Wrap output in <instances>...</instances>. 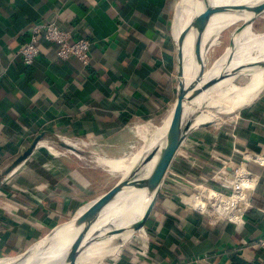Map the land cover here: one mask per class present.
<instances>
[{
    "label": "crops",
    "instance_id": "1",
    "mask_svg": "<svg viewBox=\"0 0 264 264\" xmlns=\"http://www.w3.org/2000/svg\"><path fill=\"white\" fill-rule=\"evenodd\" d=\"M261 2L222 0L212 26L217 29L212 44L228 26L237 24L240 29H233L227 46L203 70L225 74L215 83L225 82L227 73L246 77L242 83H253L260 76L264 67L249 60H264V31L251 28L264 11H254ZM185 9V0H0V177L5 184L0 185V263L48 264L43 261L68 258L83 237L85 224L110 199L100 197L112 191L83 204L88 190L82 175L68 170L65 158L49 150L52 140L46 136H79L93 144H108L133 119L145 117L151 105L162 104L160 94L170 81L169 34L176 39L171 25L179 28ZM36 22L54 23L73 37L88 39V64L56 58V45L42 38L34 62L22 64L17 52ZM255 95L241 99L233 121L214 137L186 139L187 155L175 153L143 227L135 230L147 208L148 192L139 199L122 240L117 239L116 247L112 243L117 235L107 240V250L113 251L103 264H191L190 256H205L216 264H264L256 245L264 234V86ZM176 98L177 92L172 103ZM125 112L133 117L121 125L118 115ZM36 136L47 139L39 140L23 162L3 173ZM56 139L66 143V138ZM209 152L247 162L256 178L249 202L235 208L237 223L211 207L199 208L203 202H213L205 192L213 186L206 180L212 171L206 164ZM226 167L235 168L245 185L250 182L239 167L232 163ZM184 177H193L197 185ZM11 184V190L6 189ZM246 193L240 189L236 198ZM220 200L225 203L214 206L224 215L230 203Z\"/></svg>",
    "mask_w": 264,
    "mask_h": 264
},
{
    "label": "rangeland",
    "instance_id": "2",
    "mask_svg": "<svg viewBox=\"0 0 264 264\" xmlns=\"http://www.w3.org/2000/svg\"><path fill=\"white\" fill-rule=\"evenodd\" d=\"M195 2L196 1L194 0L193 5ZM185 14H186V10L184 11V15L182 13L180 14L181 21L179 28L178 26L176 27L175 42L172 40L171 34H169L170 44H171L170 46L171 50L169 51L170 52L169 77H170V88L173 89V94L170 100H165L162 102V104L157 103L151 105V110L148 111V113L144 118L142 117L143 119L135 118L131 122H129L126 125V127L120 131L121 135H119L118 138L115 139V141H113L116 143L109 142L108 144L107 143L93 144V142L81 138L79 136L67 137V136H62L61 134L46 136L47 138L52 140V141L48 140L47 143V145L50 147L49 150H52L53 152H57L62 155L61 157L65 158L63 163L68 168V170L74 169L76 172L82 175V180L84 181L85 184V190H88L83 195L85 196V201L83 202V204L92 201L98 198L99 196H101L102 194L112 190L113 188L117 187L122 181L126 182L130 180L132 177L130 176L131 175L130 173L133 171V169L137 167L136 165L137 158H140L141 156H144L146 154L150 156L153 145L155 143H158V141L163 135L166 126H168L170 119L166 115L168 114L170 108L176 107V101L179 100L182 92V80L180 78V74H177L178 66L176 65V61H175V46L181 35H183L184 26L185 24H187V19L184 18ZM172 15L173 13L171 12V19H172ZM177 19H178V15H177ZM236 26L237 24H234L224 29L220 33L218 41L215 45L214 43L212 44V40L213 38L215 39V36H217L216 33L217 29L215 27H212L209 30V32L207 33V37L205 39V41L208 42L207 43L204 42L203 44V58H204L203 70L207 69L209 65L212 63V61H214L216 57L222 52L223 48L227 46L230 33L233 31V29ZM251 28L255 32L264 31V11L262 12L261 16L253 20ZM169 33H170V29H169ZM200 34H201L200 31H197V33H195L193 37L198 39ZM205 49H206V53L204 52ZM200 57L202 58V55H200ZM251 62L259 63L261 68L263 67L264 64V60L257 58L250 59L249 63ZM221 73L225 75L221 71L214 74H210V73L204 74L202 72V76L200 77L201 83L199 85V91L202 92L203 89L207 87V86H201L202 82L206 81L209 78H212V76L215 77ZM226 75L230 76L229 73H227ZM245 79L246 77L238 78L236 76H233L231 77L230 80H228L227 84L233 86H245L250 84L249 82L242 83ZM176 92H177V98L174 101V103H172L176 95ZM224 99L226 98L223 96H219V101L214 102L208 106L202 120V122L203 121L206 122L200 125L196 124L197 126L195 125L191 131L186 133L182 145L184 146L188 145L186 142V139H188V137H195L200 139L206 138L208 136L214 137L221 128L228 126L233 121L234 115L237 114V110L235 111L234 107H236L238 102H241L242 98L236 97L235 98L237 99L235 100L236 102L224 101ZM220 100H223L224 102ZM165 116L166 118H164ZM146 121H150V122L135 129L137 125H141ZM145 131L151 132L150 134H148L149 135L148 137H144L143 133ZM56 137L66 138V140H64L65 142L69 143L71 146H77L79 147V149L69 150L64 148L61 142H59L56 139ZM47 138L42 137L39 138V140H45ZM72 140H77L79 143L72 144L70 142ZM82 145H86L87 147L83 148ZM183 150H184L183 148H180L176 153V157L178 155L182 156L181 153ZM108 160L109 162L112 163L111 165L114 166H111L109 163H106L108 162ZM117 165L119 167H117ZM1 178L2 177H0V185H5L4 183L1 182L2 181ZM132 178H134V176ZM11 186H13V184H11L10 187L6 189L11 190ZM120 186L112 190V192L100 197V199H105L106 197L111 198L119 190ZM138 204H139V200L135 201V207H137ZM125 213H126L125 211L122 212L116 219H114L109 225H107L104 228L102 235L100 237L99 247L95 249L93 253L94 261H96L97 258L100 259L101 257H103L102 255H104V253L107 252L105 255L107 256L109 255L110 252L113 251V250H109V251L107 250L105 252V250L107 249V240L110 237L115 236L117 234V238L112 243V246L114 247H116L115 243H117V239L122 240V237L120 236L121 234L120 229L122 227V219H125L124 217L126 215ZM116 232H118L119 234ZM62 260H64V258H62ZM62 260L54 259L52 260V262L61 263L59 261ZM94 261L92 264H94ZM31 262L32 260L25 261L22 263L21 262H14V263L31 264ZM11 263L13 262H1L0 264H11Z\"/></svg>",
    "mask_w": 264,
    "mask_h": 264
},
{
    "label": "bare ground",
    "instance_id": "3",
    "mask_svg": "<svg viewBox=\"0 0 264 264\" xmlns=\"http://www.w3.org/2000/svg\"><path fill=\"white\" fill-rule=\"evenodd\" d=\"M193 1L194 0H185V3H186L185 19H187V24H185L184 26V32L185 31L186 32L179 46L180 51H181V59H180V64H179L180 72L179 73H180V78L182 80V92H181L180 98H182V96L185 94L187 88L192 82L194 75L197 74L199 70L198 63L194 56V46L196 44L200 45V55H202V58H203V44L205 42L207 33L209 32L210 28L216 23L219 12L211 15L210 18L208 19L206 26L203 29L199 30L201 34L199 37L197 36L198 39L193 37V35L197 32H195V30L192 29V27L189 25L190 24L189 22L192 18L196 16L199 17L201 14L203 18V16L205 15L210 5H221L222 0H195L196 2L194 3V5H193ZM263 67H264V64H263ZM231 77L232 76H228L225 82L220 81L218 83H215L209 86L208 89L203 90L202 92L199 91V85L201 83L200 78H199L198 89L196 91V95L193 97L192 100L186 103L182 111L181 122L182 124L186 125V128H185L186 133H188L196 124H199L202 122L203 116L208 106L214 102L219 101V96L225 97L226 99H224V101L236 102L235 101L237 100L235 99L236 97L243 99V98H248L252 95H255L264 84V68L256 81L248 85H245V86H233V85L227 84L228 80L231 79ZM179 100L176 101V105ZM220 101H223V100H220ZM173 109L174 108H170V110L168 111V114L166 115L169 119H171ZM166 116L164 118H166ZM169 123H170V120H169ZM168 126H166L164 132L167 130ZM162 137L160 138V140L162 139ZM70 142L72 144L79 143L77 140H72ZM65 144L70 146L72 149L75 148V146H71L67 142ZM82 147L84 148L87 146L82 145ZM148 158H149L148 154L141 156L140 158H137V164H136L137 167L133 169V171L130 173L131 174L130 176L132 177L134 176L133 178L134 181L141 180L148 174V172L150 171L155 161L156 155L154 154L150 159ZM106 163H109L110 165L112 164L111 162H109V160ZM111 166H114V165H111ZM117 167L119 166L117 165ZM145 193L146 191L143 188H141L140 185L131 186V187H123L120 191L118 190L107 201V203L103 206V208L95 216L89 219V221L85 224L83 233L81 234V236L83 237L68 252L67 259H64V260L61 259L62 261H59L61 263H53L52 260L43 261V262L48 263V264H67L68 259L71 253L73 252V250L79 244L86 243L85 246L82 248V250L78 253L74 264H79L82 259L87 258V257H88L87 260L82 264H92L94 261V259H92L94 257L93 253L95 249L99 247L97 241L98 239H100L104 228L107 225H109L114 219H116L122 212L125 211L127 213H125L126 214L124 216L125 219H122V227L120 229L121 233L125 232L129 228L136 214L135 201H138ZM105 251H107V249ZM106 253H104V255H102L103 257H101L100 259L97 258L96 261H94V264L103 263L106 258L105 256Z\"/></svg>",
    "mask_w": 264,
    "mask_h": 264
},
{
    "label": "built area",
    "instance_id": "4",
    "mask_svg": "<svg viewBox=\"0 0 264 264\" xmlns=\"http://www.w3.org/2000/svg\"><path fill=\"white\" fill-rule=\"evenodd\" d=\"M42 38L46 42L55 44V56L60 60H66L69 58H74L80 62L83 66H86L89 62V50L90 41L86 38L73 37L69 30L63 29L54 23H40L36 22L31 24L28 28L27 39L21 44L18 49V55L22 64L29 66L31 65L35 58L39 54V39ZM183 142V141H182ZM179 145L177 151L183 148L182 158L187 155L185 150L187 149L184 145ZM176 151V153H177ZM209 160H207V165L211 166L209 176L206 180L213 183L212 187H206L205 192L210 194L213 198V202H203V206L200 204L199 208L205 209L206 207H211L213 212L223 217L225 220L237 223L239 221V215L235 212V208L239 203L247 204L250 200L252 190L256 183V178H254L253 173L250 172L248 164L242 160H234L232 158L221 159L216 152H209ZM234 164L239 167L244 172L245 179L250 181L248 184H244L242 180H239L238 176L235 175L236 169H227V164ZM185 178V177H184ZM254 178V179H253ZM185 180L191 185H197L193 177L185 178ZM236 184L229 186V182ZM240 189L244 190L246 193L244 198L237 199V195ZM221 198L229 200V207L226 205L224 210L226 213L222 215L221 210H216L214 204L221 202ZM257 247L262 251L264 255V234L256 239ZM191 264H216L213 261L208 260L205 256H197L191 259Z\"/></svg>",
    "mask_w": 264,
    "mask_h": 264
},
{
    "label": "water",
    "instance_id": "5",
    "mask_svg": "<svg viewBox=\"0 0 264 264\" xmlns=\"http://www.w3.org/2000/svg\"><path fill=\"white\" fill-rule=\"evenodd\" d=\"M221 9H222L221 5H210L209 8L207 9L205 15L203 16V18L201 16L202 14L199 17L196 16L190 20L189 25L192 27V29L195 30V32H197L206 26L208 19L210 18L211 15L220 12ZM263 10H264V2H261V3L257 4L256 6H254L255 12H257V11L261 12ZM239 29H240V27L235 28L234 32L239 31ZM185 32L183 33V35H181V37L179 38V40L175 46V61H176L177 66H179L180 59H181V51H180L179 46L181 44V41L184 37ZM194 56H195L196 61L198 63L199 70H198L197 74L194 75L192 82L190 83L189 87L187 88L185 94L182 96V98H180L176 107L174 108L172 115H171L169 126H168L167 130L164 132L162 139L159 141V143H155L152 147V150H151V153H150V156L148 159H150L154 154L156 155V158H155V161H154L150 171L141 180L134 181V179L131 178V180H128L126 182L122 181L123 183L121 182L122 184L120 183L118 185V186L121 185L119 188V191L123 187H131V186L140 185L141 188H143L146 192H148L151 195L150 199L147 203V208L137 223V226L135 228L136 231H137V229H141L143 227L144 222L146 221L148 212L150 211V208L152 207V205L156 199L155 198V192H156V190H157V188H158V186L162 180V177H163L165 171L167 170L168 166L170 165L179 145L181 144V142L183 141V139L186 135V132H185L186 125L182 124V122H181L183 107L186 105V103H188L190 100H192L193 97L196 95V91L198 89L199 78L202 76V72H203V61H202V58L200 57V45H198V44H196L194 46ZM223 78H224V75L222 73L218 74L217 76L209 78L206 81H204L201 84V86H211L215 82H217ZM263 86H264V84H263ZM262 87H261V89H262ZM260 90L256 93V95L260 92ZM150 133H151L150 131H145L143 133L144 137H148L149 136L148 134H150ZM39 138H40V136H36L32 140V142L28 145V147L22 153H20L9 164V166L3 171V173L8 172L13 167H15V166L19 165L21 162H23L26 159V157L31 153V151L35 148L36 143L39 141ZM61 144L66 149L74 150L70 146H68L64 143H61ZM3 173H2V175H3ZM117 187H115V188H117ZM115 188H113L112 190H114ZM112 190H110V191H112ZM110 191H108V192H110ZM74 224L78 225L77 223H74ZM85 244L86 243L79 244L73 250V252L71 253V255L68 259L67 264H74L75 263V260H76L78 253L82 250V248L85 246ZM22 256H24V255H22Z\"/></svg>",
    "mask_w": 264,
    "mask_h": 264
},
{
    "label": "trees",
    "instance_id": "6",
    "mask_svg": "<svg viewBox=\"0 0 264 264\" xmlns=\"http://www.w3.org/2000/svg\"><path fill=\"white\" fill-rule=\"evenodd\" d=\"M175 18H176V17H175ZM175 18H173L174 21H175ZM174 21H173V22H174ZM171 30H172L173 32H175V31H176V27L171 25ZM38 47H39V43H38ZM163 89H164V90H162V92H161V94H160L161 98H163V99H165V100H170V99H171V96H172V94H173V89L170 88V81H169V80H168V81L166 80V83L164 84ZM118 116H120L118 122H119L121 125H124V124L128 123V122L130 121V119L133 117V116H132V113H131V114H127L126 112H125V113H121V114H119ZM143 118H144V117H143ZM143 118H142V116L139 117V119H143ZM116 120H117V117H116ZM118 122H117V124H118ZM174 156H175V155H174ZM183 168L186 169L187 167H186V166H183ZM146 224H147V223H146ZM99 241H100V240L97 241L98 245H99ZM195 257H196V256H195ZM189 258L193 259L194 256H190ZM31 264H44V263H31Z\"/></svg>",
    "mask_w": 264,
    "mask_h": 264
}]
</instances>
